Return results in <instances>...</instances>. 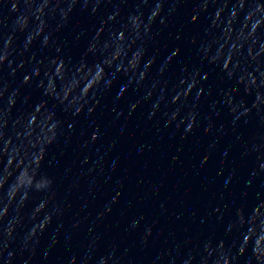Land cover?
Segmentation results:
<instances>
[{
	"label": "clouds",
	"instance_id": "1",
	"mask_svg": "<svg viewBox=\"0 0 264 264\" xmlns=\"http://www.w3.org/2000/svg\"><path fill=\"white\" fill-rule=\"evenodd\" d=\"M187 3L193 5L188 23L197 26L187 38L194 59L182 56L180 45L160 42ZM77 16L90 23L74 25ZM182 33L183 27L176 39ZM108 100L113 123L146 109L147 120L163 121L184 139L202 122L205 136L214 130L223 134L225 123L217 125L221 117L230 118L232 131L255 123L258 131L245 154L260 152L264 0H0V264H44L61 238L70 248L88 203L66 228L70 205L49 171V154L54 146L70 144L83 120L80 147L89 154L80 163L92 164L89 173L97 168L103 173L104 155L96 148L93 160L91 152L104 135L94 117L108 108ZM111 167L115 171V161ZM257 174L254 170L251 176ZM230 182L229 177L225 186ZM95 184L90 182V193ZM120 195L116 192L97 213V221L111 213ZM144 219H133L130 227L138 228ZM151 236L152 226L145 224L141 243L147 246ZM102 239L90 227L86 243L62 264H125L128 249L121 252L115 242ZM241 258L244 264H264L259 194L255 204L235 207L222 238L213 234L174 242L156 254L153 264H240Z\"/></svg>",
	"mask_w": 264,
	"mask_h": 264
}]
</instances>
